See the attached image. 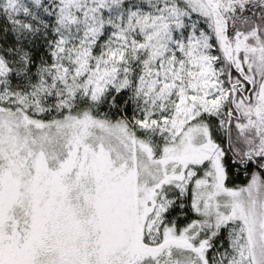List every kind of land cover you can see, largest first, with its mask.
<instances>
[{"label":"snow or ice","instance_id":"6c2138e0","mask_svg":"<svg viewBox=\"0 0 264 264\" xmlns=\"http://www.w3.org/2000/svg\"><path fill=\"white\" fill-rule=\"evenodd\" d=\"M0 264H264V0H0Z\"/></svg>","mask_w":264,"mask_h":264}]
</instances>
